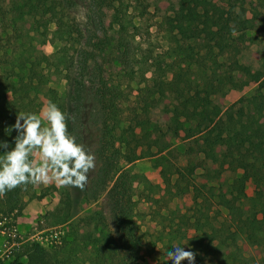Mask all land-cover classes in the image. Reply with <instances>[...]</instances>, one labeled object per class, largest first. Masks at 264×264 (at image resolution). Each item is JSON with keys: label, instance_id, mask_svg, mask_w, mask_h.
<instances>
[{"label": "trees", "instance_id": "obj_1", "mask_svg": "<svg viewBox=\"0 0 264 264\" xmlns=\"http://www.w3.org/2000/svg\"><path fill=\"white\" fill-rule=\"evenodd\" d=\"M247 1L98 0L108 10L106 26L78 39L74 34L81 30H74L68 7L72 0H0V142L14 146L17 133L7 129L16 115L39 113L48 101L68 117L74 136L79 107L94 101L102 118L101 156L114 223L108 230L98 218V236H88L85 245L93 251L90 258H77L73 236L61 250L26 242L8 264H141L146 245L167 251L179 245L196 253L194 264H264V71H253L237 57L224 61L239 52L240 39L254 27L248 16L254 3ZM162 3L168 4L165 11L152 13ZM148 17L159 18L151 26L160 28L166 58L153 60L141 85L136 50L142 32L153 35L144 26ZM51 24L55 32L49 38ZM50 41L59 44L57 51L41 53ZM200 67L204 73L193 74ZM53 78L63 81L62 92ZM253 85L227 107L215 102L218 94ZM158 105L166 118H153ZM169 136L183 142L184 163ZM144 158L153 159L174 198L192 194L188 208L176 207L171 223L152 233L141 230L144 212L134 198L137 179L151 185L132 173V165ZM200 172L204 182L197 181ZM31 187L0 197V221L21 216L22 197Z\"/></svg>", "mask_w": 264, "mask_h": 264}, {"label": "rangeland", "instance_id": "obj_2", "mask_svg": "<svg viewBox=\"0 0 264 264\" xmlns=\"http://www.w3.org/2000/svg\"><path fill=\"white\" fill-rule=\"evenodd\" d=\"M68 7L70 8V17L73 18L75 29L81 30L80 34L76 32L74 38L87 39L97 35L99 30L106 26L108 20V10L105 5L97 4L98 0H72ZM249 2V0L247 1ZM255 10L248 16L254 18V27L245 32V35L238 43L239 52L232 51L230 56L224 59L226 64L230 63L234 57H237L241 63L251 67L254 70L264 71V4L262 0H252ZM168 7L167 3L160 4V11L151 10L154 14H160ZM251 10V8H247ZM247 10L248 12H250ZM159 18L148 19L144 21V26H149L153 35H145L142 32V38L139 37V50H136V70L139 77L137 81L143 85L142 80L147 78L151 73V63L153 60L159 61L164 56L166 43L163 40L160 28L151 26L153 22H158ZM158 31V32H157ZM55 32V26L49 25V38H52ZM241 34V33H240ZM239 33L234 37H238ZM59 44L50 41L39 48L44 54H51L57 51ZM220 72L229 71L221 68ZM203 68H195L193 74H203ZM142 74V76H140ZM54 86L63 91L64 83L60 78H53ZM255 85L246 87L242 90L231 89L225 94H218L215 102L227 107L237 101L241 96L250 92ZM78 113L74 117V137L77 143L82 144L85 150L95 156V168L89 173V181L85 189L81 191L78 188H61L54 183L50 185H37L29 188L23 195V211L21 216L16 220L3 219L0 221V264H8L12 261L17 253L21 250V246L26 242L38 243L49 250H61L65 240L73 237L78 244L76 252L77 258H90L91 252L86 249L88 236L97 238V231L94 226L99 217H101L108 230L114 229L113 210L111 205V197L109 189L111 183L108 176L104 174L101 146V113L98 105L92 100H86L79 107ZM153 118L160 120L166 118L162 115V105L152 109ZM168 141L172 149H176V158L184 163L182 153L184 144L179 138L168 137ZM172 161H175L171 158ZM131 166V165H129ZM132 173L144 176L147 182L140 177L135 191V199L140 202V209L144 212V219L140 221L141 230L150 233L156 232L164 224L171 223L175 214H172L176 207L188 208L191 204L192 194L188 196L173 197V193L167 192L161 184L159 169L154 167L152 158H144L136 161L132 165ZM204 172L198 174L197 181L204 182ZM248 196L253 195V186L248 185ZM173 198V199H172ZM183 211V210H182ZM163 214L166 220L163 221L158 216ZM161 224V225H160ZM106 232V230H105ZM90 240V245L92 241ZM161 249H158V248ZM89 246L87 249H90ZM143 253L144 261L141 264H171L172 261L167 260V250L162 249L161 245L152 248L150 245L145 246ZM248 253L252 252L251 248H247ZM62 255L58 256L60 260Z\"/></svg>", "mask_w": 264, "mask_h": 264}, {"label": "clouds", "instance_id": "obj_3", "mask_svg": "<svg viewBox=\"0 0 264 264\" xmlns=\"http://www.w3.org/2000/svg\"><path fill=\"white\" fill-rule=\"evenodd\" d=\"M232 34H236L235 30ZM67 120L65 113L51 101L39 113L16 115L15 123L7 129L17 133L14 146L0 142V149L4 150L0 154V197L28 185L54 183L61 188L85 189L89 173L95 168V156L69 134ZM171 248L164 261L182 264L187 260L194 264L196 253L179 245Z\"/></svg>", "mask_w": 264, "mask_h": 264}]
</instances>
